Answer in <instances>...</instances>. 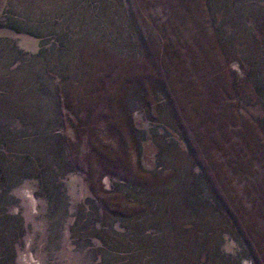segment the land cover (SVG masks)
I'll return each mask as SVG.
<instances>
[{"label": "rangeland", "instance_id": "obj_1", "mask_svg": "<svg viewBox=\"0 0 264 264\" xmlns=\"http://www.w3.org/2000/svg\"><path fill=\"white\" fill-rule=\"evenodd\" d=\"M0 264H264V0H0Z\"/></svg>", "mask_w": 264, "mask_h": 264}]
</instances>
